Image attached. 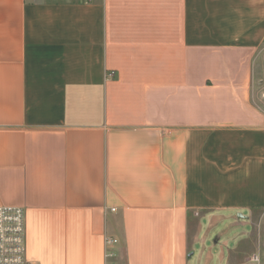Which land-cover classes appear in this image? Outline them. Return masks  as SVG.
<instances>
[{"label":"crops","instance_id":"0c3cea01","mask_svg":"<svg viewBox=\"0 0 264 264\" xmlns=\"http://www.w3.org/2000/svg\"><path fill=\"white\" fill-rule=\"evenodd\" d=\"M263 52L264 0H0V205L29 260L105 264L113 237L119 264H247Z\"/></svg>","mask_w":264,"mask_h":264},{"label":"built area","instance_id":"2783aa9c","mask_svg":"<svg viewBox=\"0 0 264 264\" xmlns=\"http://www.w3.org/2000/svg\"><path fill=\"white\" fill-rule=\"evenodd\" d=\"M91 4L98 0H82ZM111 72L108 77H113ZM264 97V94H263ZM114 212L115 209H112ZM27 217L26 210L21 206L0 205V264H39L29 260L27 256ZM118 240L105 238V264H119L115 247ZM250 264H260L255 258Z\"/></svg>","mask_w":264,"mask_h":264},{"label":"rangeland","instance_id":"374dc122","mask_svg":"<svg viewBox=\"0 0 264 264\" xmlns=\"http://www.w3.org/2000/svg\"><path fill=\"white\" fill-rule=\"evenodd\" d=\"M259 62L261 64V67L259 68L260 73L258 74L259 81L256 83L254 89V101L256 102L257 106H259L260 109L264 112V52L261 54ZM257 220L258 223H256V225L254 226V231L251 225H247L248 228L252 230L251 232H253L254 235L257 234L258 243L260 244L258 245L257 253L251 255V257L247 261V264H250L255 258L259 260L260 264H264V216L261 219Z\"/></svg>","mask_w":264,"mask_h":264}]
</instances>
